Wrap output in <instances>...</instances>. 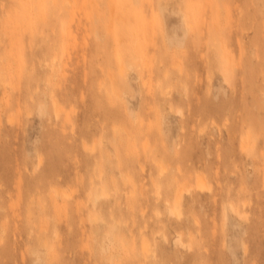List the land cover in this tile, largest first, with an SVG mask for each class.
<instances>
[{
    "label": "rangeland",
    "instance_id": "1",
    "mask_svg": "<svg viewBox=\"0 0 264 264\" xmlns=\"http://www.w3.org/2000/svg\"><path fill=\"white\" fill-rule=\"evenodd\" d=\"M0 75V264H264V0H0Z\"/></svg>",
    "mask_w": 264,
    "mask_h": 264
},
{
    "label": "bare ground",
    "instance_id": "2",
    "mask_svg": "<svg viewBox=\"0 0 264 264\" xmlns=\"http://www.w3.org/2000/svg\"><path fill=\"white\" fill-rule=\"evenodd\" d=\"M227 73H228V74H227ZM222 74H224L225 76H226V75L229 76L230 73H229V70H228L227 68H225V69L223 70ZM0 76H1V75H0ZM0 78H1V77H0ZM1 79H2V78H1ZM3 80H4V78H3ZM228 80H229V79H228ZM180 113H181V112H180ZM198 177H200V176L198 175L197 178H198ZM200 178H202V177H200ZM200 178H198V181H199ZM198 181H196V185H197V182H198ZM202 181H203V182H202ZM200 182L204 183V180L201 179ZM197 186H200V185H197ZM200 187H201V186H200ZM186 189H187V188H186ZM200 189H203V188H200ZM179 194H180V193H179ZM179 194H178V195L176 196V198H175V206L178 204V201H179V198H180V195H179ZM168 211H169L170 213H172V214L176 213V210H175L174 207H170ZM178 211H179V210H178ZM178 211H177V212H178ZM178 213H179V212H178Z\"/></svg>",
    "mask_w": 264,
    "mask_h": 264
}]
</instances>
